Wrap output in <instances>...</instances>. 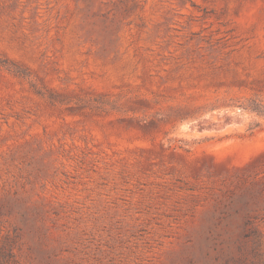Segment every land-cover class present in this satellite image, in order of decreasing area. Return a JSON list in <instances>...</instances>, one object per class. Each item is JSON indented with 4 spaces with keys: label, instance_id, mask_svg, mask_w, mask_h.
Listing matches in <instances>:
<instances>
[{
    "label": "rangeland",
    "instance_id": "374dc122",
    "mask_svg": "<svg viewBox=\"0 0 264 264\" xmlns=\"http://www.w3.org/2000/svg\"><path fill=\"white\" fill-rule=\"evenodd\" d=\"M0 264H264V0H0Z\"/></svg>",
    "mask_w": 264,
    "mask_h": 264
}]
</instances>
